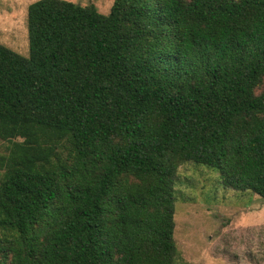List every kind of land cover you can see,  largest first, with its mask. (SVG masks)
I'll use <instances>...</instances> for the list:
<instances>
[{
  "label": "trees",
  "instance_id": "trees-1",
  "mask_svg": "<svg viewBox=\"0 0 264 264\" xmlns=\"http://www.w3.org/2000/svg\"><path fill=\"white\" fill-rule=\"evenodd\" d=\"M0 43V264H178L186 162L264 199V0H36Z\"/></svg>",
  "mask_w": 264,
  "mask_h": 264
},
{
  "label": "rangeland",
  "instance_id": "rangeland-1",
  "mask_svg": "<svg viewBox=\"0 0 264 264\" xmlns=\"http://www.w3.org/2000/svg\"><path fill=\"white\" fill-rule=\"evenodd\" d=\"M36 0H0V43L28 56L27 11ZM93 3L107 14L113 0ZM0 140V156L6 150ZM1 172V168H0ZM174 238L178 264H264V199L224 187L218 172L186 162L178 169Z\"/></svg>",
  "mask_w": 264,
  "mask_h": 264
}]
</instances>
